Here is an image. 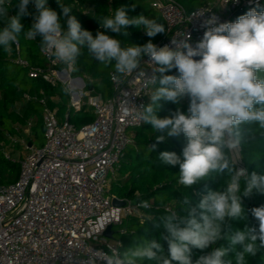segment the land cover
<instances>
[{
  "label": "clouds",
  "instance_id": "9594fccd",
  "mask_svg": "<svg viewBox=\"0 0 264 264\" xmlns=\"http://www.w3.org/2000/svg\"><path fill=\"white\" fill-rule=\"evenodd\" d=\"M30 3H34L37 11L31 27L25 30L21 17L31 15ZM57 3L66 17V28L60 23L58 13L49 7L48 0H20L18 14L11 17L9 0H0V18L4 19L0 27V49L11 52L23 32L28 40L39 37L41 51L72 72L78 71L77 59L82 49H86L99 63L114 66L110 78L115 83L120 84L123 78L137 73L144 78L145 86L158 85L149 95L151 102L137 108L139 121L152 126L157 143L181 134L186 141L180 155L163 151L159 161L165 166H179L178 183L184 188L217 176L225 177L222 191L209 190L194 206L186 195L177 202L187 211L186 218L178 217L175 208L166 210V215L160 217L168 234L164 237L167 251L156 240L145 239L138 246L109 248L107 253L95 251L90 264L96 261L99 264H232L226 259L229 249L224 247H213L195 262L192 259L193 249H208L221 239L232 245L236 264H247L248 257H255L264 249V207L251 210L259 223L258 231L246 227L229 233L225 226L229 220L244 218L242 196L248 197L254 190L264 193V175L255 171L249 175L246 169L237 167L240 160L237 153L242 151V146L256 139L257 128L264 130V12L252 8L235 22H219L212 15L203 21L206 30L195 46L188 42V37L180 42L173 40L172 49L158 47L151 40L144 45L124 46L121 40L104 31L93 36L71 15L70 5L59 0ZM95 19L101 29L123 36L128 35V26L142 29L150 38L165 34L162 23L144 14L129 16L125 5ZM144 56L154 65L150 77L141 68ZM173 69L178 76L165 74ZM64 91L71 94L73 89L66 87ZM184 98L189 100L187 112L180 110ZM161 101L177 105L176 110L160 118L157 113ZM154 149L155 145L150 150ZM139 207L148 209L151 204L141 201Z\"/></svg>",
  "mask_w": 264,
  "mask_h": 264
},
{
  "label": "built area",
  "instance_id": "2783aa9c",
  "mask_svg": "<svg viewBox=\"0 0 264 264\" xmlns=\"http://www.w3.org/2000/svg\"><path fill=\"white\" fill-rule=\"evenodd\" d=\"M260 1L209 0L187 11L178 0H151L167 27L166 41L157 46L174 49L173 40L188 37L195 46L206 30L204 20L216 15L219 22H227L236 11ZM15 46L14 61L29 68L30 78L43 77L73 91L63 118L45 97L24 94L25 99H38L44 105L45 141L42 146H27L18 180L0 183V264H90L95 251L122 248L116 233L123 230L114 231V227L128 216L142 214L138 202L111 191V178L132 141L128 131L143 124L136 116L137 108L150 102L155 85L145 86L144 78L134 72L120 84L110 78L112 94L106 97L89 88L85 77L59 67L61 63L42 51L47 66H31L20 55L19 44ZM141 68L146 76L152 75L149 57H142ZM84 105L92 109L94 119L78 127L69 120V111ZM29 127L30 123L26 133ZM4 153L9 157L6 149ZM237 156V167L245 169L239 152ZM114 199L123 204H114ZM109 226L111 238L104 235Z\"/></svg>",
  "mask_w": 264,
  "mask_h": 264
},
{
  "label": "trees",
  "instance_id": "16d2710c",
  "mask_svg": "<svg viewBox=\"0 0 264 264\" xmlns=\"http://www.w3.org/2000/svg\"><path fill=\"white\" fill-rule=\"evenodd\" d=\"M178 1L187 11H192L209 0ZM19 2L20 0H9V17L18 14ZM59 3L70 5L72 7L71 14L80 22L82 28L92 32L93 36L98 31H104L105 34L121 40L124 46H128L130 43L144 45L149 40L160 45L167 39L165 21L152 7L151 0H59ZM48 5L58 13L60 23L66 28V17H64L57 0H48ZM122 5L128 6L129 16L144 14L148 18L156 19L157 22L162 23L165 26V34H157L154 38H150L142 29L135 26L127 27V36L101 29L95 17L109 15L114 12L115 8ZM133 5H135L134 10L132 9ZM252 8L258 12H264V0L236 11L234 17L227 22H235L240 15L246 14ZM36 11L34 3H30L28 12L31 15L21 17V23L25 30L31 27L34 22ZM3 25L4 19L0 18V27ZM19 49L20 55L27 59L31 66H47L48 61L40 50L39 37L37 40H28L22 32L19 36ZM16 55L15 45L9 53L0 49V183L3 185L15 182L20 175L22 154L19 155V158L17 157L16 150H14L15 145L21 144L27 151V146H42L44 143L42 140V134L45 131L44 105L38 99H25L24 94L28 93L39 98L45 97L49 107L57 108L60 118H63L68 112L69 94L65 93L63 85L60 83L51 84L43 77L30 78L29 68L14 61ZM63 66L59 65V67ZM77 67L78 71L73 74L85 77L89 88L101 92L106 97L112 94L110 74L114 72L113 65L106 66L99 63L88 54L86 49H82V54L77 59ZM165 74L179 75L175 69ZM156 87L158 85H155ZM160 103L162 107L157 113L160 118L170 116L177 108V105L171 102L161 101ZM188 107L189 100L184 98L180 110L187 112ZM93 119L94 113L87 105H84L80 110L71 109L69 111V120L78 127L90 123ZM29 123V132L26 133L25 130ZM133 131L131 146L126 149L124 158L111 178V191L121 198L131 199L138 203L148 201L151 208H142L141 215L126 217L118 228V230H123L118 233V238L122 241V248L138 246L145 239H154L167 251L168 244L164 237L168 234L160 217L166 215V210L175 208L178 217L186 218L187 211L177 202L186 195L194 206L209 190L222 191L225 177L217 176L207 182L184 188L178 183L179 166H165L158 159L159 154L163 151L175 152L180 155L186 142L184 136L181 134L179 137L168 138L165 142L157 143L155 140L157 133L152 130L150 124H142ZM256 131V139L243 145L239 154L249 175L253 171L264 175V130L257 128ZM20 138L26 142L23 143ZM36 141H38L37 144ZM153 145H155V149L150 150ZM5 149L8 151L9 157L5 155ZM241 202L245 210L244 218L229 220L225 231L229 233L237 230L243 231L246 227H254L258 231L259 223L252 215L251 210L256 207H264V193L254 190L250 196H242ZM157 224H160V227H157ZM213 247L228 248L226 259L231 260L232 264H236L235 251L232 250V245L227 239H221L214 246L205 250L193 249V261L195 262L201 255L210 253ZM239 249L240 246L237 245L236 250ZM247 264H264V249H261L255 257H248Z\"/></svg>",
  "mask_w": 264,
  "mask_h": 264
},
{
  "label": "rangeland",
  "instance_id": "374dc122",
  "mask_svg": "<svg viewBox=\"0 0 264 264\" xmlns=\"http://www.w3.org/2000/svg\"><path fill=\"white\" fill-rule=\"evenodd\" d=\"M74 75V74H73ZM75 76V75H74ZM63 85V84H62ZM77 91V90H76ZM128 133H129V135H133L134 134V131L133 130H129L128 131ZM42 140L43 141H45V135H44V133L42 134ZM38 143V141H36V144ZM44 144V143H43ZM131 145H129V147H130ZM14 150H16L15 152H16V155H17V157L19 158V155H21L22 154V158L25 156V154L27 153V151H25L24 150V147L21 145V144H16L15 145V147H14ZM238 154V153H237ZM118 226H115L114 227V231H117L118 230ZM116 236H118V234L116 233ZM138 240H139V238H138ZM143 242H141L140 244H142ZM139 244V245H140Z\"/></svg>",
  "mask_w": 264,
  "mask_h": 264
},
{
  "label": "water",
  "instance_id": "95a60500",
  "mask_svg": "<svg viewBox=\"0 0 264 264\" xmlns=\"http://www.w3.org/2000/svg\"><path fill=\"white\" fill-rule=\"evenodd\" d=\"M194 59H199V57H196V58H194ZM114 204H116V205H121V204H123V202L120 201L119 199H114ZM104 235H105L106 237H109V238H111V237L113 236V231H112L111 226H109V227L107 228V230L105 231Z\"/></svg>",
  "mask_w": 264,
  "mask_h": 264
}]
</instances>
